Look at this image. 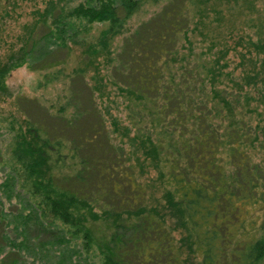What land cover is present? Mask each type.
I'll return each mask as SVG.
<instances>
[{
    "label": "trees",
    "instance_id": "trees-1",
    "mask_svg": "<svg viewBox=\"0 0 264 264\" xmlns=\"http://www.w3.org/2000/svg\"><path fill=\"white\" fill-rule=\"evenodd\" d=\"M203 1L45 0L7 41L2 32L19 0H0V100L10 95L13 69L61 62L30 63L39 43L66 56L70 44L81 45L90 56L78 71L109 68L131 124L107 125L91 89L83 113L92 118L76 138L41 114L2 116L1 264L16 263L32 224L50 231L38 252L57 253V264H264V33L236 43L231 66L234 46L204 43ZM148 6V19L131 23ZM94 89L103 93V84ZM70 93L51 111L69 123L78 114ZM126 142L139 171L121 151ZM149 169L156 175L146 179Z\"/></svg>",
    "mask_w": 264,
    "mask_h": 264
},
{
    "label": "rangeland",
    "instance_id": "rangeland-1",
    "mask_svg": "<svg viewBox=\"0 0 264 264\" xmlns=\"http://www.w3.org/2000/svg\"><path fill=\"white\" fill-rule=\"evenodd\" d=\"M77 1L79 0H73V2ZM44 4L45 0H19L18 6L11 12V17L3 29L2 34L4 39L7 41H10V39L14 40L15 35L24 31L22 23L30 21L35 17V14L32 12L34 7L38 6V8H42ZM198 6L205 7L204 31H206L207 36L204 43H209L211 38H213L215 43L219 42L218 46L225 44L229 47H235V49H229L226 56L231 66L238 60L237 50L240 48L242 49L241 45H237L236 43L241 42L243 44L247 37L250 39H257L263 36L264 0H205L203 2H198L196 9ZM153 9L154 6H148V12L141 11L140 14L132 18L131 23H135L136 25L143 21V19H148ZM98 27L100 26L95 25L93 31L96 32V28ZM196 34H198V32H196ZM194 37L196 38L195 40L200 38L195 35ZM83 49L81 45L70 44V51L66 56L67 49L63 47H57L51 50V47H45V45L39 43L31 54L30 63H38L41 59L46 57L60 59L61 62L55 66L44 69H31L28 64H24L13 69L8 75L6 83L10 95L0 100V181L3 179L5 173V166L2 162L9 156L7 150L8 136L4 132L6 127L5 123H3L5 120L2 118L4 115H9V113L13 112L15 115L19 116L22 113L21 109L31 116H39L41 114L46 118L44 120H46L47 125L50 126L51 129L61 127L63 132L65 131L72 138H76L77 134L88 127V121L92 118L89 117L88 114L86 115L83 113L86 108L91 106H89L87 102L91 89L93 93L92 97L104 111L103 116L107 125L113 128L111 124L112 118L117 119L121 127L127 123L131 125L127 117V112L124 109L125 104L121 100L117 90L110 83L109 68L103 66V63H101L97 69L96 76H94L95 72L91 65L86 66L82 74L78 71L79 68L85 66L87 55L90 56V53H83ZM212 50L214 54L215 48ZM101 57V55H97V60L101 59ZM235 73H238V68L235 70ZM53 76L55 77L52 78ZM85 81H87L88 85L84 84ZM99 83L103 84V93L94 89L95 85H99ZM66 89L71 90L70 96H68L69 99L67 100L71 102L76 113L78 112L75 117L72 116V124L67 121L64 122V120L55 117L54 114L51 113V111H54L55 114H57L58 106L65 103L63 95L66 93ZM17 95H23L25 98H21L19 101L16 98ZM48 105H52V108L49 107V109H47L46 106ZM119 131H121V128L118 129L116 133ZM132 132L133 128L131 127V133ZM131 133H129V135ZM130 148V143L126 142L121 151L125 156L126 153H128L130 156V163L134 165L136 171H139V164H135V161H133L134 158H131ZM251 152L253 155L257 153L256 150H251ZM144 169L147 168L144 167ZM149 170L150 171L145 175L146 179L156 175L153 169ZM150 181H152V179ZM1 189L2 187L0 186V199L5 200V196L2 194ZM152 190H154L156 194L161 193L158 183L153 185ZM5 205L7 209H12L14 213L19 209V205L14 203L10 204L8 201H5ZM12 227L11 225L10 228ZM45 232V229H43L40 224L36 226L32 224L29 226L26 234V237L29 238L28 246L26 249L22 248V250L19 248L22 255L17 258L15 264L58 263L57 258L53 257V255L56 256L57 253L50 252L44 256H40L42 253L38 252V249H40V241L51 238V236L48 235L50 231H47V234ZM11 234L15 235L16 232H11ZM7 246H9V244H7ZM5 250L0 252V257L4 255Z\"/></svg>",
    "mask_w": 264,
    "mask_h": 264
}]
</instances>
